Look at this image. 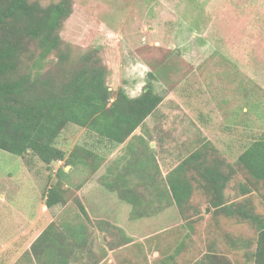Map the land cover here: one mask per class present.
Instances as JSON below:
<instances>
[{"label":"rangeland","instance_id":"rangeland-1","mask_svg":"<svg viewBox=\"0 0 264 264\" xmlns=\"http://www.w3.org/2000/svg\"><path fill=\"white\" fill-rule=\"evenodd\" d=\"M36 1L47 6L61 0ZM71 1L60 29L70 60L92 53L107 67L114 91L137 96L151 83L163 100L118 146L94 145L85 128L70 124L58 146L71 151L92 144L109 158L97 172L88 164L66 166L65 202L52 208L44 194L57 184L64 161L48 166L35 155L0 149V264H42L47 245H33L51 224L58 229L49 234L66 236L68 264H201L209 254L225 264H253L256 225L215 214L202 189L193 195L202 212L182 213L166 175L208 140L235 163L263 133L264 0ZM48 68L56 65L46 64L44 72ZM142 160L150 162L145 172ZM108 165L116 171L106 177ZM125 176L124 186L109 190L106 181ZM245 178L242 170L234 175L229 201L239 196L236 184ZM253 199L264 216L263 197ZM143 207L146 216L140 215ZM80 225L83 235L76 238L71 228Z\"/></svg>","mask_w":264,"mask_h":264},{"label":"trees","instance_id":"trees-1","mask_svg":"<svg viewBox=\"0 0 264 264\" xmlns=\"http://www.w3.org/2000/svg\"><path fill=\"white\" fill-rule=\"evenodd\" d=\"M72 10L71 0L47 6L36 0H0V149L21 156L35 155L48 166L64 161L57 171V184L44 194L49 208L65 202L61 174H68L67 165L88 164L97 172L109 158L92 144H76L71 151L58 146V138L70 124L85 128L94 145L118 146L136 133L163 100L151 83L137 96L129 95L124 88L114 91L107 84V67L92 53L78 61L70 60L60 29ZM48 63L56 69L44 72ZM139 163L144 172L150 166L149 161ZM113 166L108 165L106 177L116 171ZM240 170L246 178L236 184L239 196L229 201L226 190ZM166 177L169 195L182 213L202 212L201 203L193 201L194 193L202 189L215 214L256 225L259 232L253 264H264V216L253 203L256 193L264 199V131L235 163L228 162L211 140L201 142ZM126 178L121 182L114 178L107 185L111 190L118 189L127 183ZM123 197L138 204L139 199L133 196L124 193ZM144 208L140 215L146 216ZM80 209L87 215L83 204ZM81 226L71 228L76 238L83 235ZM57 229L51 224L33 245H47L40 252L41 260H45L42 264L69 263L63 249L66 236L49 234ZM44 237L46 242L39 241ZM208 257L201 264L227 263L212 254Z\"/></svg>","mask_w":264,"mask_h":264},{"label":"crops","instance_id":"crops-1","mask_svg":"<svg viewBox=\"0 0 264 264\" xmlns=\"http://www.w3.org/2000/svg\"><path fill=\"white\" fill-rule=\"evenodd\" d=\"M61 161H62V160H61ZM69 166H70V165H67V167H69ZM67 167H65V170H66ZM66 171H67V170H66ZM98 171H99V170H98ZM106 182H107V181H106ZM86 183H87V182H85V183L83 182V184H79L75 189H76V190H77V189H78V190L83 189V187L85 186ZM106 185H107V183H106ZM64 186H65V185H64ZM107 187L109 188L108 185H107ZM78 190H77V191H78ZM109 190H111V189L109 188ZM111 191H112V190H111Z\"/></svg>","mask_w":264,"mask_h":264}]
</instances>
